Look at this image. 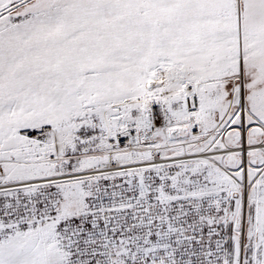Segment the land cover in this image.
Instances as JSON below:
<instances>
[{"label": "snow or ice", "instance_id": "6c2138e0", "mask_svg": "<svg viewBox=\"0 0 264 264\" xmlns=\"http://www.w3.org/2000/svg\"><path fill=\"white\" fill-rule=\"evenodd\" d=\"M0 264H264V0H0Z\"/></svg>", "mask_w": 264, "mask_h": 264}]
</instances>
